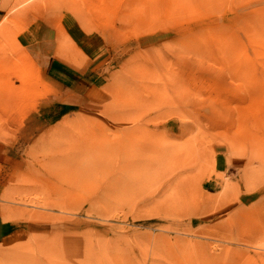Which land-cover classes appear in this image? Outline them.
Segmentation results:
<instances>
[{"label": "rangeland", "instance_id": "374dc122", "mask_svg": "<svg viewBox=\"0 0 264 264\" xmlns=\"http://www.w3.org/2000/svg\"><path fill=\"white\" fill-rule=\"evenodd\" d=\"M1 6L0 264H264V0Z\"/></svg>", "mask_w": 264, "mask_h": 264}, {"label": "crops", "instance_id": "0c3cea01", "mask_svg": "<svg viewBox=\"0 0 264 264\" xmlns=\"http://www.w3.org/2000/svg\"><path fill=\"white\" fill-rule=\"evenodd\" d=\"M2 2H3V0H0V22H2V20L4 19L5 15H6L5 14L6 12L2 9V6H1ZM228 167H229L228 160L225 157L218 156L217 161H216L217 172L220 174L226 173L229 169ZM216 178H217V176H216ZM216 178L214 177L210 181L208 180L205 183V185L207 187H209L210 189H214V191H216L217 188H219L221 186V182L218 181ZM253 192L252 193L242 192V195H241L242 200H243L242 203H249V202L251 203L252 201H254L253 197L255 196L256 193H253ZM1 222H2V224L6 223L3 219H1ZM13 226L14 225H12L11 227H13ZM9 229H10V227L7 230H9ZM15 235H16V232L4 237L2 239V241H0V245H4L9 239H11ZM0 236H2V235H0Z\"/></svg>", "mask_w": 264, "mask_h": 264}]
</instances>
